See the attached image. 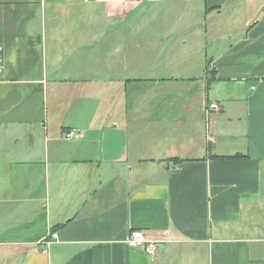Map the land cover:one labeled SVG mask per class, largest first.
<instances>
[{"label":"crops","instance_id":"0c3cea01","mask_svg":"<svg viewBox=\"0 0 264 264\" xmlns=\"http://www.w3.org/2000/svg\"><path fill=\"white\" fill-rule=\"evenodd\" d=\"M0 264H264V0H0Z\"/></svg>","mask_w":264,"mask_h":264},{"label":"rangeland","instance_id":"374dc122","mask_svg":"<svg viewBox=\"0 0 264 264\" xmlns=\"http://www.w3.org/2000/svg\"><path fill=\"white\" fill-rule=\"evenodd\" d=\"M180 6H182L185 9L188 5H187V2L184 1L182 5L180 4ZM200 14H201V12H200ZM166 17L167 16H164L162 14V12L157 11L156 14H153V16L148 15L146 17V20L157 24L156 28H159V29H156L155 32L158 33V31H160V35H162V32L165 33L166 31H168L167 28L165 29L162 27L163 24H166V22H170L169 20H165ZM200 19H201V16H200ZM172 20H173V18H172ZM96 21L99 22L100 24H102L100 26V29L98 30V35H96L97 40L98 39L100 40V38L102 37V34L103 33L106 34V31H107L105 28V24H112V21L105 22L102 15H99L97 17ZM130 21L131 22H137L138 19L136 17H131ZM149 30H150V32L154 31L151 29H149ZM149 30H147V32ZM109 31H111V30H109ZM136 36H139V30L136 28L133 30L131 29L130 30V43L132 42V40L134 38L136 40ZM140 37H141V33H140ZM179 37H180V34L178 33V38L176 39V41H177L176 45L171 46L172 52H169L170 54L163 56V60H161V61H146L144 69L143 70L138 69V71L136 68L131 66L130 73L131 74L134 73L133 75L138 76V77H141L144 74L146 78H165L166 77L165 75L168 74L169 77H176L178 79L179 78L185 79V78L198 77L199 75H201V73H203V72L205 73V71H203V70H204V68H206L208 66L207 61L202 60L200 62H197L198 63V66H197V63L194 62L192 58H190L189 48H190L191 44H189L188 46H185V44H183L184 42L181 41V39L179 40ZM114 43L115 42H113V44ZM161 47H162V51L169 49V45H166V43H164V42H163V45ZM106 50L109 51V48L107 49V47H106ZM106 50H105V52H106ZM170 56H171V59H170ZM172 58H174V59H172ZM104 61L105 62H103V65L106 66V64H108L109 61H106V60H104ZM125 69H126V66L124 67V72H125ZM119 70H120V72H118V71H115V72L118 73L117 75H122L124 73V72H122L123 69H119ZM99 71L105 75L107 73V71H105V68L103 69L101 67V64H100ZM208 110H209V116H211L212 112H216L219 110V106L216 104H210L208 107Z\"/></svg>","mask_w":264,"mask_h":264},{"label":"built area","instance_id":"2783aa9c","mask_svg":"<svg viewBox=\"0 0 264 264\" xmlns=\"http://www.w3.org/2000/svg\"><path fill=\"white\" fill-rule=\"evenodd\" d=\"M79 134V130H71L64 135L66 140H71ZM57 238L56 236H53ZM126 245L129 248L139 249L149 255H154L159 249V244L156 241L151 240L143 231H132L129 238L126 241Z\"/></svg>","mask_w":264,"mask_h":264},{"label":"bare ground","instance_id":"6f19581e","mask_svg":"<svg viewBox=\"0 0 264 264\" xmlns=\"http://www.w3.org/2000/svg\"><path fill=\"white\" fill-rule=\"evenodd\" d=\"M151 240H153L152 238H150ZM153 241H156V240H153ZM157 242V241H156ZM159 244V242H157ZM134 249V248H133Z\"/></svg>","mask_w":264,"mask_h":264}]
</instances>
